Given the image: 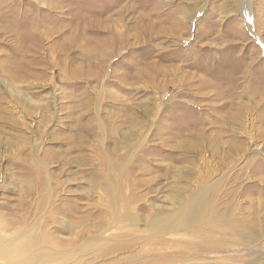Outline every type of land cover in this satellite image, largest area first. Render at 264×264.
I'll use <instances>...</instances> for the list:
<instances>
[{"label":"rangeland","instance_id":"1","mask_svg":"<svg viewBox=\"0 0 264 264\" xmlns=\"http://www.w3.org/2000/svg\"><path fill=\"white\" fill-rule=\"evenodd\" d=\"M0 242L264 264V0H0Z\"/></svg>","mask_w":264,"mask_h":264},{"label":"bare ground","instance_id":"2","mask_svg":"<svg viewBox=\"0 0 264 264\" xmlns=\"http://www.w3.org/2000/svg\"><path fill=\"white\" fill-rule=\"evenodd\" d=\"M203 197L202 194H196L189 201L188 205L185 206L186 208L183 210L184 212L182 214L184 218L188 220V222L201 217V213L204 212L205 209V202L203 201ZM1 244L2 243L0 242V248L2 249ZM23 264H28V262H23Z\"/></svg>","mask_w":264,"mask_h":264},{"label":"crops","instance_id":"3","mask_svg":"<svg viewBox=\"0 0 264 264\" xmlns=\"http://www.w3.org/2000/svg\"><path fill=\"white\" fill-rule=\"evenodd\" d=\"M1 256H2V257H1ZM1 256H0V258H2V259H8V260H13V259H15L13 255H6V256L1 255Z\"/></svg>","mask_w":264,"mask_h":264}]
</instances>
